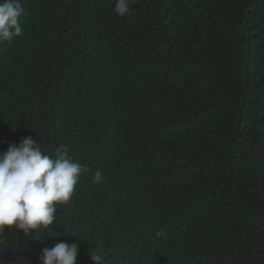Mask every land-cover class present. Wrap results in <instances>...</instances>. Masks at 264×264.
<instances>
[{
    "label": "trees",
    "instance_id": "1",
    "mask_svg": "<svg viewBox=\"0 0 264 264\" xmlns=\"http://www.w3.org/2000/svg\"><path fill=\"white\" fill-rule=\"evenodd\" d=\"M0 42V152L23 137L86 171L0 264H264V0H20ZM100 172L102 181L94 182Z\"/></svg>",
    "mask_w": 264,
    "mask_h": 264
},
{
    "label": "clouds",
    "instance_id": "2",
    "mask_svg": "<svg viewBox=\"0 0 264 264\" xmlns=\"http://www.w3.org/2000/svg\"><path fill=\"white\" fill-rule=\"evenodd\" d=\"M114 12L124 17L133 13L130 0H114ZM24 9L20 0H0V42L10 41L22 33L19 18ZM84 166L74 160L65 146L50 156L40 140L31 136L18 144L9 143L0 152V250L7 247L5 227L14 226L25 235L48 229L56 221L57 204L70 201ZM95 183L102 181L96 172ZM79 243L58 242L43 248L40 264H75ZM90 254L93 264H105V256L98 249Z\"/></svg>",
    "mask_w": 264,
    "mask_h": 264
}]
</instances>
